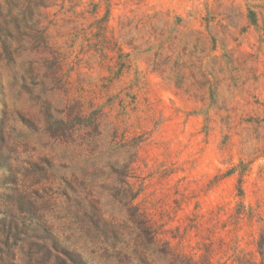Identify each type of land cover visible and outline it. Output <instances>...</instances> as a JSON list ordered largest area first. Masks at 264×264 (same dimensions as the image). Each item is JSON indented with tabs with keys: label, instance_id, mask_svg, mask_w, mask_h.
Listing matches in <instances>:
<instances>
[{
	"label": "rangeland",
	"instance_id": "1",
	"mask_svg": "<svg viewBox=\"0 0 264 264\" xmlns=\"http://www.w3.org/2000/svg\"><path fill=\"white\" fill-rule=\"evenodd\" d=\"M262 231L264 0H0V264H261Z\"/></svg>",
	"mask_w": 264,
	"mask_h": 264
},
{
	"label": "trees",
	"instance_id": "2",
	"mask_svg": "<svg viewBox=\"0 0 264 264\" xmlns=\"http://www.w3.org/2000/svg\"><path fill=\"white\" fill-rule=\"evenodd\" d=\"M52 0H27V4L28 5H32L34 4L35 6H39V7H47L49 6L50 2ZM26 10H28L29 8H25ZM30 12V9L28 10ZM19 12V15L21 14L22 18L23 19H20L19 15L18 16H15L14 20L18 23V22H21V20H24V15H25V12H24V9H22L20 7V10H18ZM7 16H5L6 18ZM26 18H29L32 21V24L34 25H39V23L41 22L39 17L35 16L32 14V12H30V15L29 17H26ZM19 19V20H18ZM5 24V23H4ZM6 25V24H5ZM42 33L40 34V38L43 40V36H42ZM128 172H129V169H123L122 170V174H123V177H128ZM244 195V192H243V189L242 188H239L238 190V196H243ZM241 213L242 211H239L237 214H238V217L241 216ZM243 214V213H242ZM250 215L248 214L247 217H249ZM257 252L260 256V260H261V264H264V231H262L259 235V240L257 242Z\"/></svg>",
	"mask_w": 264,
	"mask_h": 264
}]
</instances>
